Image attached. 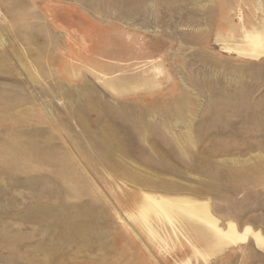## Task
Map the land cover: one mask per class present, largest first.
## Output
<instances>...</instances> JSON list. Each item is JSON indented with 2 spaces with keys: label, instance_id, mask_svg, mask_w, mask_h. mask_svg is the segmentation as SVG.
Returning a JSON list of instances; mask_svg holds the SVG:
<instances>
[{
  "label": "rangeland",
  "instance_id": "374dc122",
  "mask_svg": "<svg viewBox=\"0 0 264 264\" xmlns=\"http://www.w3.org/2000/svg\"><path fill=\"white\" fill-rule=\"evenodd\" d=\"M262 20L264 0H0V264H264L208 218L264 237V59L230 38Z\"/></svg>",
  "mask_w": 264,
  "mask_h": 264
},
{
  "label": "bare ground",
  "instance_id": "6f19581e",
  "mask_svg": "<svg viewBox=\"0 0 264 264\" xmlns=\"http://www.w3.org/2000/svg\"><path fill=\"white\" fill-rule=\"evenodd\" d=\"M140 8V7H139ZM234 24V23H233ZM240 24H235L236 29L235 31H233L231 33V37L233 38V43H234V47L232 48L233 52L235 51L236 53L243 55L244 57H246L247 59L253 61V60H263L264 59V20H262L259 24H253L252 22L248 23L247 25L244 26H239ZM227 38V37H226ZM223 40V39H222ZM128 49V47H127ZM124 50V49H123ZM128 51V50H127ZM229 51V50H228ZM121 52V51H120ZM112 58V57H111ZM149 58V57H148ZM107 60V59H106ZM120 60V59H118ZM158 61V60H157ZM158 70V69H157ZM116 73H114L115 75ZM120 76V75H119ZM117 77V76H116ZM122 77V76H121ZM157 77V76H156ZM117 79V78H116ZM123 79V77H122ZM116 83V82H115ZM120 83V82H119ZM114 84V83H112ZM117 84V83H116ZM158 84V83H157ZM160 85V84H159ZM19 152V151H17ZM25 159V158H24ZM20 160V159H19ZM23 160V159H22ZM191 198V197H190ZM181 197H170V196H165V195H159V196H150L148 194L145 195V200L150 201L151 203H153L156 207L160 208V212L170 216V211L165 207V205L167 203L169 204H173L174 202H181ZM194 202H196V200L194 198H192ZM190 200V199H189ZM187 202V201H185ZM200 202V201H198ZM177 204V203H176ZM179 205V204H178ZM195 205V204H194ZM193 205V206H194ZM187 206H190L189 204ZM196 206V205H195ZM203 206V205H202ZM171 206H168V208ZM178 207V206H177ZM191 207V206H190ZM204 207V206H203ZM180 208V207H179ZM194 208V207H193ZM154 209V208H153ZM192 209V208H191ZM195 209V208H194ZM197 209V208H196ZM195 209V210H196ZM206 209V207H205ZM180 210V209H179ZM203 210V209H202ZM149 211V209H147V206L143 205L141 206L139 212L141 215H143L144 218L145 215L147 214V212ZM200 211V209H199ZM199 211H193V210H187L186 212H188L190 215L193 216H199ZM197 212V213H196ZM205 212V211H204ZM157 214H159V212L157 211ZM204 214V213H203ZM207 216L210 215V213H206ZM131 217H135V214H130ZM212 216H208V218L211 220L210 224H212L213 226H216V228L219 230V234L222 237V239H229L230 241H237L238 240H246V238L248 237V235H252V237L254 238V242L259 245V246H264V237L261 235L260 232L258 231H254L252 230L250 227L247 229H244L245 232L243 233H239L236 231V229L233 227V224L235 223H231L229 222V230L228 231H224L223 229H221L217 223L214 222V219L211 218ZM199 218V217H198ZM169 221H170V225L168 227H165L164 225L156 228L155 227V233L158 235H161V233H163L164 236L166 237H175L176 240L183 246L184 243L187 242H182L181 239V235L183 234V227L182 225H178L175 221H173L171 219V217H168ZM162 224V223H160ZM182 224V223H181ZM235 227H237V224L234 225ZM187 230V229H186ZM227 230V229H226ZM242 232V231H241ZM185 234V233H184ZM187 235V234H186ZM190 238V236H189ZM186 239L187 236H186ZM220 239V238H219ZM221 240V239H220ZM248 240V239H247ZM184 241V240H183ZM188 242L190 244V248L194 247L196 249V244L194 243V241L188 239ZM240 242V241H239ZM245 242V241H244ZM225 243V241H224ZM233 243V242H232ZM221 244V243H220ZM187 244H184V246ZM192 248V249H194ZM198 251V250H197ZM201 253V252H200ZM188 260V259H187ZM185 263V262H184Z\"/></svg>",
  "mask_w": 264,
  "mask_h": 264
}]
</instances>
